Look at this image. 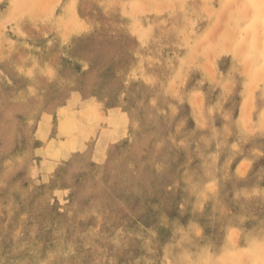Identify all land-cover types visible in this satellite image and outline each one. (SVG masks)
Wrapping results in <instances>:
<instances>
[{
    "label": "rangeland",
    "instance_id": "obj_1",
    "mask_svg": "<svg viewBox=\"0 0 264 264\" xmlns=\"http://www.w3.org/2000/svg\"><path fill=\"white\" fill-rule=\"evenodd\" d=\"M71 1L0 0V264H264V115L243 133L238 86L195 95L237 61L166 82L118 8Z\"/></svg>",
    "mask_w": 264,
    "mask_h": 264
},
{
    "label": "bare ground",
    "instance_id": "obj_2",
    "mask_svg": "<svg viewBox=\"0 0 264 264\" xmlns=\"http://www.w3.org/2000/svg\"><path fill=\"white\" fill-rule=\"evenodd\" d=\"M67 1H68L66 4L67 6H66V9L64 10L63 13L65 14V16H68V15L72 16L73 12H74V4L72 3L71 0H67ZM94 2H96V1H94ZM99 2H101L102 4H106V5L112 4L115 8H118L119 11H121V13L124 15L126 25H128L129 28L139 36L140 42L152 45L151 54H152V56H154V58L157 59L156 67L151 70V72L153 73L152 75L154 77H158V76H160L161 78L165 77L166 82H171V78L173 77L174 74L187 72L189 70V68H190V70L191 69L193 70V68L191 67V65H195L192 62V61H195L194 60L195 57L193 58V55H194V52H196L198 49H201V50L206 49L210 52L209 55L211 54V57H212L211 61H213L214 68L216 71L218 70V67H219L220 63L222 62V60L224 58H226L227 56L230 57L231 59L236 60L237 62L234 64V66L229 68L230 73L227 76L224 77L221 74H219L218 72H216L215 80L213 79V81H210V80L208 81V85L217 84L218 92H212V93H210V95H208L207 93L201 94L200 92H198V93H195V95L201 101H208L209 104L210 103L216 104L218 101H220L224 98H229L232 95L231 91H229V92L226 91L227 89H230L233 86H238L239 92H238L237 96L240 97L241 100H243V101H242L241 112L237 116V118L235 119L234 122L237 123L241 127V131L243 133L246 132V129H245L246 126H252V127L253 126L254 127L259 126L258 125L259 123L257 121L254 124L252 122H254V120H259L261 118V116L264 115V14L258 13L256 7L257 6L264 7V0H99ZM97 7H98V5H97ZM104 10H105V8H104ZM100 13H101V11H100ZM111 13H113V12H111ZM214 14L220 18L228 19L230 24L223 26L222 24L224 22L221 24V22L219 20H216V19L214 20L212 18V15H214ZM112 16H114V15H112ZM190 17L191 18L193 17L194 21L201 22V24H200L201 26L200 27L195 26L196 24L192 20L188 19ZM111 23H113V22H111ZM178 23H182V24L186 23L185 25H187V26L185 29H182V30H179L178 28H173V26L176 24L178 25ZM123 28H126V27H123ZM167 49H171L173 51V59L170 60L169 63H167L168 60H166V56H167L166 51H168ZM203 52H205V51H203ZM246 53L252 54L253 57H251V58L242 57V55H244ZM207 54H208V52L205 55L207 56ZM207 57H209V56H207ZM207 60H208L207 63L209 62L208 64H210L209 59H207ZM227 61H228V59H227ZM202 65H203V63H202ZM245 66H249L250 70H248L247 72H244V71L242 73L240 72L239 74L238 73L234 74V75L232 74V71L234 69H236V68L242 69ZM193 67H195V66H193ZM211 67H212V64H211ZM206 71H208V68ZM197 72H199V71H197ZM103 76L105 77V75H103ZM213 76H214V74H213ZM117 80H118V77H117ZM162 85H163V83H162ZM185 90H187V89H185ZM254 93H256V94L258 93V94L262 95V98L260 100L261 103L254 104V102H252L253 99L252 100L247 99V96L249 94H254ZM184 94H186V93H184ZM190 95L192 96V94H190ZM190 95L186 94V96H190ZM195 95H193L194 98H195ZM234 98H236V97H234ZM208 102H206V103L208 104ZM194 103H195V101H194ZM233 104H234V102H233ZM193 105L195 106V104H193ZM198 108H200V107H198ZM198 111L199 110H197V112ZM224 117H225V115H224ZM215 119H216V117H215ZM199 120H202V119L199 118ZM199 123H201V122H199ZM215 123H217V122H215ZM200 125H203V124H200ZM207 126L210 127V125H207ZM215 130L216 129H214V131ZM262 131H264V130H262ZM188 132H189V130H188ZM233 132H234V130H233ZM214 133H217V132L215 131ZM203 134H205V133H203ZM229 135H231V134H229ZM252 135L254 137V133ZM224 136H226V135H224ZM257 137H258V135H257ZM223 138H226V137H223ZM254 140H256V139H254ZM262 141H263V137H262ZM186 142H188V141H186ZM194 142H196V141H194ZM172 145H173V142H172ZM211 145H210V147H211ZM249 145H251V144H249ZM175 147L176 146H174V148ZM185 147H187V146H185ZM220 147H221V145H220ZM184 150H182V151H184ZM227 150H228V147H227ZM254 150H255V148H254ZM262 152H263V150H262ZM169 156H170V154H169ZM195 156H197V155H195ZM234 157H236V156H234ZM217 159H218V157H217ZM217 159H215V161ZM193 160H195V159H193ZM182 163H184V162H182ZM195 164H197V163H195ZM226 164H227V162H226ZM242 164L243 163H241V165ZM103 165H104V163H103ZM243 165H245V164H243ZM177 167H179V166H177ZM182 169H183V167H182ZM247 171L245 172L246 174H247ZM206 173H207V171H206ZM206 173H205V175H207ZM243 173L244 172H242L241 174H243ZM187 178H188V174H187ZM204 179H206L205 176H204ZM29 180H30V178H29ZM223 183H224V181H223ZM219 184H220V182H219ZM1 186H2V184H1ZM212 186H213V183H212ZM212 186H210L209 189H212L211 188ZM221 189H222V187H221ZM212 194L213 193H211L210 197H212ZM201 195H202V193H201ZM189 197L190 196H188V198ZM217 197H218V195H217ZM203 199H204V197H203ZM219 199H221V198H219ZM217 204H218V202H217ZM114 233H116V232H113V234ZM15 237H16V235H15ZM18 241H20V240H18ZM95 241H96V239L93 242H95ZM95 246H96V244H95ZM95 246L93 245V247H95ZM99 247H100V245H99ZM99 247H97V248L99 249ZM140 252H142V250ZM98 255H97V257H98ZM138 258H140V257H138ZM136 261H138V260H136ZM144 261H145V259H144Z\"/></svg>",
    "mask_w": 264,
    "mask_h": 264
}]
</instances>
